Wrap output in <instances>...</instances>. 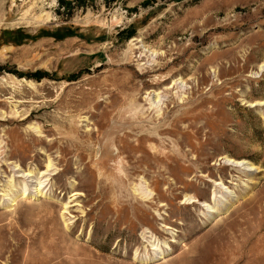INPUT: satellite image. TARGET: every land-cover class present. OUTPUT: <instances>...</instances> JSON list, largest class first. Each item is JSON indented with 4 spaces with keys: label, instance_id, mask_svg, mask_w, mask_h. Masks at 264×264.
<instances>
[{
    "label": "rangeland",
    "instance_id": "374dc122",
    "mask_svg": "<svg viewBox=\"0 0 264 264\" xmlns=\"http://www.w3.org/2000/svg\"><path fill=\"white\" fill-rule=\"evenodd\" d=\"M263 64L264 0H0V264H264Z\"/></svg>",
    "mask_w": 264,
    "mask_h": 264
},
{
    "label": "bare ground",
    "instance_id": "6f19581e",
    "mask_svg": "<svg viewBox=\"0 0 264 264\" xmlns=\"http://www.w3.org/2000/svg\"><path fill=\"white\" fill-rule=\"evenodd\" d=\"M140 42V41H139ZM137 48V47H136ZM8 48H4L3 49V51L4 52H7L8 50H7ZM262 71H264V64L263 65H261V67H260V73L262 72ZM228 160V159H227ZM142 162H144L143 161V159L142 160H139V162L138 163H142ZM51 165H52V162H50L49 164H48V169L51 167ZM18 167L19 166H16L15 167V171H14V174H18V175H20L19 177H15V179H23L22 181H23V183L25 184V183H27V181L28 180H31V179H34L35 177H36V175H34V172L33 171H31V170H26V169H22L21 171L20 170H18ZM24 166H22V168H23ZM148 167H149V165H148ZM225 167H227V168H229V169H231L232 171H235V172H245V174H249L250 172H255L256 170H259L258 168H255L251 163H247V162H245V161H237V160H230V161H226V164H225ZM47 169V170H48ZM45 176H47V175H45ZM44 176V177H45ZM43 177V178H44ZM26 179V180H25ZM225 180V179H224ZM21 181V182H22ZM219 181H221V179L219 180ZM43 183V182H42ZM41 182H40V184H42ZM230 183V182H229ZM15 184H18V180H15V182L13 181V182H9L8 183V185H10V187H12V188H14V185ZM219 184L220 183H217V186L219 187ZM8 185H7V187H8ZM7 187L5 186H3V188L4 189H7ZM41 188V187H40ZM228 190L230 189V188H227ZM38 190V193H40V191H39V189H37ZM5 192H7V191H5ZM78 195V194H77ZM74 196V195H73ZM227 196V195H226ZM72 197V196H71ZM205 198H206V196H205ZM190 199H192V198H190ZM230 199V198H229ZM214 200V199H213ZM9 201V200H8ZM194 201V200H193ZM185 202H187V201H185ZM224 202V201H223ZM67 207V206H66ZM207 208V207H206ZM68 209V208H67ZM204 210V209H203ZM211 211H212V209H211ZM207 213V212H206ZM165 221V220H164ZM165 223L167 224V220L165 221ZM171 229H173L172 227H171ZM165 230H167V231H169L170 229L169 228H166ZM151 240V239H150ZM146 243V242H145ZM207 246V248H211V246L209 245V244H207L206 245ZM158 253V252H157ZM161 258V257H160ZM160 258H157V259H159L160 260ZM149 259V258H148ZM200 261H201V264H215V262L216 261H214V255H213V253H211V252H209L207 249H206V251H204V255L203 256H201V258H200Z\"/></svg>",
    "mask_w": 264,
    "mask_h": 264
}]
</instances>
